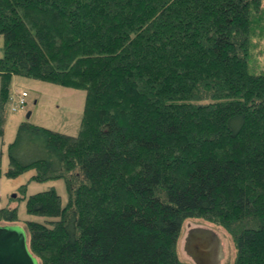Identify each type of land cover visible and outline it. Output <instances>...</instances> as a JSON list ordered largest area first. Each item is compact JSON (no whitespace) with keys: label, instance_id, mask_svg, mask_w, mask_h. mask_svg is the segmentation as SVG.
Segmentation results:
<instances>
[{"label":"trees","instance_id":"obj_1","mask_svg":"<svg viewBox=\"0 0 264 264\" xmlns=\"http://www.w3.org/2000/svg\"><path fill=\"white\" fill-rule=\"evenodd\" d=\"M262 0H0L3 98L14 73L86 91L77 135L22 121L8 175L64 178L29 195L40 264H189L183 223L223 226L235 264H264ZM19 219L0 208V222Z\"/></svg>","mask_w":264,"mask_h":264},{"label":"rangeland","instance_id":"obj_2","mask_svg":"<svg viewBox=\"0 0 264 264\" xmlns=\"http://www.w3.org/2000/svg\"><path fill=\"white\" fill-rule=\"evenodd\" d=\"M255 34L251 39L250 70L264 72V0L261 1L256 21ZM4 55V36L0 34V57ZM7 97L3 98V80L0 75V208L17 206L19 219L11 222L27 229L26 221L51 222L57 217L31 214L27 211L29 195L54 187L64 206L68 201V191L64 178L36 179L37 168H28L15 176L8 175L12 168L9 145L14 140L18 125L22 121L49 127L63 133L77 135L81 125L86 100V91L62 86L40 78L12 74L7 84ZM27 91L24 107L12 110L13 96ZM31 115L27 117V114ZM193 228H203L214 232L220 239L221 259L218 264H235L237 248L231 234L221 225L203 218H188L184 221L177 244L180 258L189 264H197L185 248L186 236Z\"/></svg>","mask_w":264,"mask_h":264},{"label":"water","instance_id":"obj_3","mask_svg":"<svg viewBox=\"0 0 264 264\" xmlns=\"http://www.w3.org/2000/svg\"><path fill=\"white\" fill-rule=\"evenodd\" d=\"M31 112L27 114V117ZM195 239L199 241L193 249L186 247L197 264H218L221 259L220 239L207 229L194 228L187 234V246ZM0 264H40L28 244L27 230L15 223L0 224Z\"/></svg>","mask_w":264,"mask_h":264},{"label":"built area","instance_id":"obj_4","mask_svg":"<svg viewBox=\"0 0 264 264\" xmlns=\"http://www.w3.org/2000/svg\"><path fill=\"white\" fill-rule=\"evenodd\" d=\"M27 96L28 92L23 90L16 94V97H12L14 102L12 103V110H18L19 108H22L25 106L27 102Z\"/></svg>","mask_w":264,"mask_h":264},{"label":"flooded vegetation","instance_id":"obj_5","mask_svg":"<svg viewBox=\"0 0 264 264\" xmlns=\"http://www.w3.org/2000/svg\"><path fill=\"white\" fill-rule=\"evenodd\" d=\"M193 229H194V228H193ZM191 230H192V229H191ZM191 230H190V231H191ZM188 233H189V232H188ZM186 237H187V236H186ZM189 242H191L192 245L187 246L188 241H186L185 248H186V247H189V249H193V250H194L193 245H194L195 243H198V244H199V241H198L197 239H195V242H194V240L189 241ZM186 250H187V249H186Z\"/></svg>","mask_w":264,"mask_h":264}]
</instances>
